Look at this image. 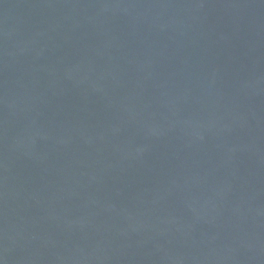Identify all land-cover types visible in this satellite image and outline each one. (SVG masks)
<instances>
[{"label":"water","instance_id":"obj_1","mask_svg":"<svg viewBox=\"0 0 264 264\" xmlns=\"http://www.w3.org/2000/svg\"><path fill=\"white\" fill-rule=\"evenodd\" d=\"M0 264H264V0H0Z\"/></svg>","mask_w":264,"mask_h":264}]
</instances>
